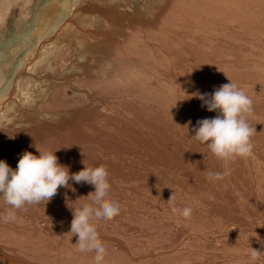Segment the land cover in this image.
<instances>
[{
  "label": "bare ground",
  "instance_id": "6f19581e",
  "mask_svg": "<svg viewBox=\"0 0 264 264\" xmlns=\"http://www.w3.org/2000/svg\"><path fill=\"white\" fill-rule=\"evenodd\" d=\"M30 1L20 6L18 0H0V24L18 6L23 10L18 18L28 19L25 13ZM200 1L217 6L215 0ZM82 2L55 0L46 4L32 17L33 27L16 38L20 46L5 43L6 49L0 55L4 62L0 66V159L15 168L17 162L13 160H18L25 150L33 154L55 151L61 161L74 154L85 162L86 169L91 164L103 168L110 189L123 178L134 190L158 189L166 180L153 177L152 168L145 171V178L136 175L133 162L125 164V173H115L114 154L128 151L138 156L142 149L143 157L152 164V79L187 81L205 76V68L212 60L209 50L218 45L214 37L222 33L214 36L212 30L206 37L207 44L193 39L194 33L190 35L188 28L191 19L203 9L195 0L187 1V5L184 0H140L141 3L134 2L132 13L120 10L125 5L120 0H90L79 7ZM225 5L230 6L228 0ZM144 20L153 21L143 23ZM138 21L142 25L138 26ZM230 26L223 27L228 45L232 38ZM46 32L52 34L51 38L44 39ZM36 36L38 46L27 53L22 69L13 72L12 80L4 83V67L10 70L16 53L29 49L30 37ZM49 44L52 47L46 48ZM88 55L94 58L84 63ZM70 88L76 92L73 103L67 98ZM66 103L71 106H64ZM201 157L198 161L185 159L180 164L183 167L177 178L184 198L195 201L192 207L201 222L228 232L232 228H236L234 232L249 231L251 246L259 237L263 245L257 246L264 248V233H259L264 229V184L251 179L264 174L243 175L218 166L215 157ZM157 161L162 166L173 163ZM210 172L222 173V178L213 179ZM64 190L73 192L62 187L58 192ZM258 255L263 262L262 255ZM8 260L24 264L14 257Z\"/></svg>",
  "mask_w": 264,
  "mask_h": 264
},
{
  "label": "rangeland",
  "instance_id": "374dc122",
  "mask_svg": "<svg viewBox=\"0 0 264 264\" xmlns=\"http://www.w3.org/2000/svg\"><path fill=\"white\" fill-rule=\"evenodd\" d=\"M18 1L20 6L29 2ZM53 1L55 0H31L26 7V20L18 18L22 10L20 6L8 15L5 22L0 24V55L6 49L5 43L10 42L13 47L21 45L15 41L20 32L32 28V17ZM81 1L83 2L79 7H83L90 0ZM120 1L125 4L120 10L132 13L135 9L134 2L138 3L140 0ZM185 1L184 4L187 5L189 0ZM198 1L200 0H195L197 3ZM215 1V8L200 1L198 7L203 9H200L197 17L191 19L188 28L190 35L194 33L193 39L202 40L201 44L208 43L209 39L206 37L212 30L215 31L214 36L222 33L214 37V43L218 45L209 50H212V60L205 68V76L186 79L187 81L152 79V164L143 157L145 154L142 149L138 156H131L124 150L120 155L114 154L116 158L113 165L117 170L115 173H125V164L133 162L136 166L132 169L137 172V176L145 178V171L152 168L153 177H164L166 181L160 188L147 191L134 190L128 179L123 178L118 181L117 187L110 189L109 199L119 203L120 212L113 219L93 226L99 240L105 245L104 258L96 261L92 256H80L75 253L74 245L70 244L75 242L74 238L69 240L68 231L72 219L70 208L76 210L87 206L86 196L90 191L72 182V187L80 192L68 193L69 191L64 190L57 192L46 204L40 202L11 209L15 219L8 223L0 222V251L4 249L0 255V263L13 264L8 258L14 257L24 264H264V248L257 246L263 245L259 237L254 240L252 247L249 231L234 232L236 228H232L228 232V229L201 222L198 212L192 207L195 201L184 198L177 178L183 167L180 164L185 163V159L198 161L203 155L207 158L215 157L206 144L192 136V126L198 119L213 117L216 113L207 111L201 106L202 101L194 97L188 98L187 94L196 91L211 93L214 88L228 83L229 80L237 84L252 100V111L244 115L256 130L251 138L253 150L246 157L230 160L215 158L218 166L229 167L231 171L243 175L264 174V0H228L231 7L225 5V0ZM151 21L153 20H144L143 23ZM226 24L231 25L230 45L223 33ZM140 25L142 23L138 21V26ZM35 30L34 27L32 31ZM55 31L57 29L53 30ZM51 36L52 34L46 32L44 39ZM30 38V48L15 52L17 57L10 70L4 67V83L12 80L13 72L22 69L21 63L28 56L27 53L38 46V36ZM50 47V44L46 46ZM86 57L84 63L94 58L93 55ZM3 63L0 60V66ZM75 94L70 88L67 95L72 100L70 103L75 101ZM70 103L64 106H71ZM25 111L27 112V108ZM75 158L77 157L73 154L68 155L66 160L58 161L68 165L70 172H76L84 167L85 162ZM158 159L171 160L173 163L162 166ZM96 168L91 164L87 169ZM251 179L264 184V177L251 176ZM152 182H155L153 178ZM9 207L2 202L0 215L7 214ZM173 207L180 210L190 207L192 212L190 216L183 217L178 212H173ZM257 224L258 222L254 224L256 232ZM259 233H264V229ZM256 252L262 255L263 262Z\"/></svg>",
  "mask_w": 264,
  "mask_h": 264
},
{
  "label": "clouds",
  "instance_id": "9594fccd",
  "mask_svg": "<svg viewBox=\"0 0 264 264\" xmlns=\"http://www.w3.org/2000/svg\"><path fill=\"white\" fill-rule=\"evenodd\" d=\"M188 98L202 101L201 106L213 117L198 119L193 125L197 141L206 144L208 150L218 159L230 160L252 154V136L255 127L250 125L245 113L252 111V100L239 86L229 80L208 92H193ZM189 123H191L189 121ZM9 138H14L9 136ZM55 152V151H54ZM54 152L33 154L25 150L20 154L16 167L12 168L0 159V201L10 206L7 214L0 215V222L8 223L15 219L11 209H20L26 204H39L51 201L59 188L75 192L72 182L90 189L86 197L87 206L72 211L70 238H74L75 253L92 256L96 261L104 258L106 248L99 240L94 225L113 219L120 212L119 203L109 199L108 177L103 168L88 170L85 167L70 172L69 166L61 164ZM213 179L222 178V173H209ZM79 199V198H78ZM183 217L190 216L192 209L182 210L173 207Z\"/></svg>",
  "mask_w": 264,
  "mask_h": 264
}]
</instances>
